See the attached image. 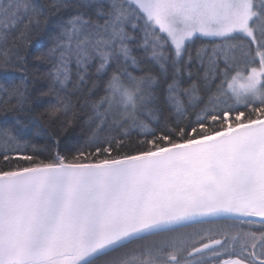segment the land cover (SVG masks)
<instances>
[{"label": "snow or ice", "instance_id": "obj_1", "mask_svg": "<svg viewBox=\"0 0 264 264\" xmlns=\"http://www.w3.org/2000/svg\"><path fill=\"white\" fill-rule=\"evenodd\" d=\"M0 72V264H264V0H0Z\"/></svg>", "mask_w": 264, "mask_h": 264}, {"label": "trees", "instance_id": "obj_2", "mask_svg": "<svg viewBox=\"0 0 264 264\" xmlns=\"http://www.w3.org/2000/svg\"><path fill=\"white\" fill-rule=\"evenodd\" d=\"M39 3H45L46 0H38ZM37 40H39L40 43L46 44L48 41V37L41 35L40 37H33V42L35 43ZM210 41L208 39H197L195 44L193 45V49L199 48L202 45L209 44ZM46 69H42L44 71ZM11 79V77H9ZM18 76L15 77V79L18 80ZM5 80L3 78V73L0 72V84H4ZM219 83V82H217ZM89 88H91V85H89ZM95 94H92V92H89L88 90H85V92L82 95H77L72 97V104L74 111L80 114H83V105L86 100H99L100 97L104 95L103 89H96L93 90ZM72 112L68 114V119L72 118ZM167 116V114H165ZM195 119V117H192ZM163 123V120L161 121ZM40 125H42L43 131L39 136L30 135L28 139L31 140L33 144H35L40 149H45L43 155L40 156L41 159H49L48 152L54 150L55 145L53 144V141L56 139H60V150L61 154H66L67 149L69 147H73V150L75 148H80L83 145V130L82 128L77 125L73 129H69L67 133H63L58 124H52L48 121L47 118L40 119ZM0 127H4L2 123H0ZM152 127H155V124L152 125ZM66 136V139H61V137ZM131 139L135 141L136 139H139V137L133 133ZM87 150V149H85ZM251 229V228H250ZM251 230L254 231H264V228H260L259 225L253 226Z\"/></svg>", "mask_w": 264, "mask_h": 264}, {"label": "flooded vegetation", "instance_id": "obj_3", "mask_svg": "<svg viewBox=\"0 0 264 264\" xmlns=\"http://www.w3.org/2000/svg\"><path fill=\"white\" fill-rule=\"evenodd\" d=\"M231 224H233L232 221H223L222 220V221H215V222H212V223H209V224H203V225H200L199 227H202L204 229L215 230L217 228L224 229V228L228 227ZM251 229L248 228V227L244 228L245 231H248V230H251ZM251 231H254V230H251ZM155 239H158V238L157 237H148L145 241L138 242V244L139 245H144V244L149 243V242H151L152 240H155ZM135 247H136V245L130 246V248H135ZM210 264H211V262H210Z\"/></svg>", "mask_w": 264, "mask_h": 264}]
</instances>
